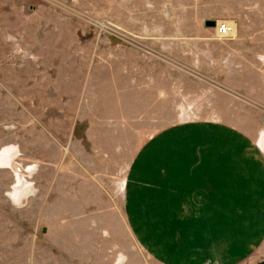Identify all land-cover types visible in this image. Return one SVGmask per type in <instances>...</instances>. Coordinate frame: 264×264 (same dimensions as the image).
Wrapping results in <instances>:
<instances>
[{
    "label": "rangeland",
    "instance_id": "rangeland-1",
    "mask_svg": "<svg viewBox=\"0 0 264 264\" xmlns=\"http://www.w3.org/2000/svg\"><path fill=\"white\" fill-rule=\"evenodd\" d=\"M0 264H264V0H0Z\"/></svg>",
    "mask_w": 264,
    "mask_h": 264
},
{
    "label": "crops",
    "instance_id": "crops-1",
    "mask_svg": "<svg viewBox=\"0 0 264 264\" xmlns=\"http://www.w3.org/2000/svg\"><path fill=\"white\" fill-rule=\"evenodd\" d=\"M128 54H132V57L131 58H127V60H126V57H127ZM139 58H140L139 55H137V53H135V51L132 50L131 53H129L128 51H126V55H125V67L128 68L129 70L130 69H133V71L137 70L138 72H140V59ZM111 89H112L111 90V94L112 93L114 94V92H117V91H114V88L113 87ZM109 92H110V90H109ZM138 108L139 109H142L143 107L138 106ZM140 117H141V115H140ZM122 127L125 128V125H122ZM117 132L118 131H116V130L113 131V133H117ZM122 133H123L122 136L125 135V132H122ZM145 134H146L145 128L143 129V127H142L140 132H139V129H136V132H134V134L132 136V138L133 137H136V139H133V141L136 142V145L138 143H140L139 137L140 136L144 137ZM113 144H114V147H115L114 150H119V149L125 150V141L124 140L121 143L114 142ZM132 144H134V143H132ZM143 144H145V142H143L141 145H143ZM140 162L145 165L143 167H150L151 166V165H149L151 163H146L144 161H140ZM204 179L202 181H204V183H205V192H201L200 194H202V198H205V199H211L216 194H220L221 195V193L223 191H226V192H234L236 190V188H237V190H239L238 187H240L239 184H241V179L234 177L232 180L229 181V183H232L234 185L232 186V188L227 189L226 186H224V183L226 182V179L223 178L221 181H216V183L218 182V184H217V186L215 188H211L210 189V188H207V184L209 183V179L208 180H206V179L204 180ZM194 180L195 179H191V183L192 184H193ZM153 182H155V181H153ZM153 182L152 181H149V183H153ZM140 183L141 182H138V184H140ZM187 193L188 192H184V193L181 194V196L183 197V194L185 195ZM213 193L215 194L214 196L212 195ZM153 199H161V196H156V194H154L153 195ZM173 199L174 200L179 199L178 198V194H177L176 198H173ZM154 205H156L158 207L159 206V203H154ZM156 206L153 207V209L154 208L156 209L157 208ZM153 209L150 208V211L153 210ZM154 214L160 215L161 212H155Z\"/></svg>",
    "mask_w": 264,
    "mask_h": 264
},
{
    "label": "built area",
    "instance_id": "built-area-1",
    "mask_svg": "<svg viewBox=\"0 0 264 264\" xmlns=\"http://www.w3.org/2000/svg\"><path fill=\"white\" fill-rule=\"evenodd\" d=\"M213 28L217 38L230 39L235 35L236 24L234 20L230 19L216 20Z\"/></svg>",
    "mask_w": 264,
    "mask_h": 264
},
{
    "label": "water",
    "instance_id": "water-1",
    "mask_svg": "<svg viewBox=\"0 0 264 264\" xmlns=\"http://www.w3.org/2000/svg\"><path fill=\"white\" fill-rule=\"evenodd\" d=\"M203 25H204L205 27L212 28V27H214V25H215V20H214V19H205V20L203 21ZM42 231H45V229L42 228Z\"/></svg>",
    "mask_w": 264,
    "mask_h": 264
},
{
    "label": "flooded vegetation",
    "instance_id": "flooded-vegetation-1",
    "mask_svg": "<svg viewBox=\"0 0 264 264\" xmlns=\"http://www.w3.org/2000/svg\"><path fill=\"white\" fill-rule=\"evenodd\" d=\"M19 169L17 168V171H18Z\"/></svg>",
    "mask_w": 264,
    "mask_h": 264
},
{
    "label": "bare ground",
    "instance_id": "bare-ground-1",
    "mask_svg": "<svg viewBox=\"0 0 264 264\" xmlns=\"http://www.w3.org/2000/svg\"><path fill=\"white\" fill-rule=\"evenodd\" d=\"M9 164V163H8ZM19 169V168H18ZM19 171V170H18Z\"/></svg>",
    "mask_w": 264,
    "mask_h": 264
}]
</instances>
